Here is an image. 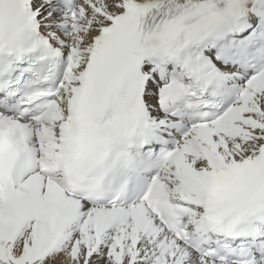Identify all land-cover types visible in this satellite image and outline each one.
<instances>
[{
    "label": "snow or ice",
    "instance_id": "obj_1",
    "mask_svg": "<svg viewBox=\"0 0 264 264\" xmlns=\"http://www.w3.org/2000/svg\"><path fill=\"white\" fill-rule=\"evenodd\" d=\"M0 264H264V0H0Z\"/></svg>",
    "mask_w": 264,
    "mask_h": 264
}]
</instances>
